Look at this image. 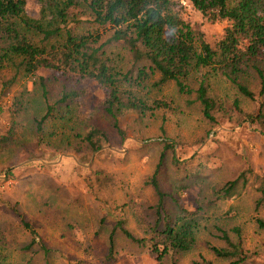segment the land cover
Returning <instances> with one entry per match:
<instances>
[{
  "label": "rangeland",
  "instance_id": "rangeland-1",
  "mask_svg": "<svg viewBox=\"0 0 264 264\" xmlns=\"http://www.w3.org/2000/svg\"><path fill=\"white\" fill-rule=\"evenodd\" d=\"M173 6L215 49L227 23H210L187 1ZM50 7L47 0H27L23 17L47 29L54 25ZM18 26L35 44L43 41L39 32ZM72 31L97 33L101 43L111 33L85 18ZM104 50L122 72L134 66L123 46L108 44ZM24 70L17 58L0 68V264H194L200 257L228 264L211 251L224 246L216 227L232 240L233 229H239L248 257L242 264H264V230L256 224V219L264 221V201L255 211L264 186V130L252 122L264 114V96L258 95L253 68L246 67L237 78L252 99L224 76L209 77L219 105L214 122L204 119L194 97L180 95L173 82L161 87L150 82L138 91L147 106L160 100L167 108L145 114L114 108L112 118L104 110V86L97 81L76 82L67 78L70 74L46 68L30 75ZM74 88L84 91L76 104H54L63 91ZM92 131L100 133L96 152L82 140ZM161 158V190L179 196L182 207L195 214L194 245L160 262L148 245L138 246L116 230L108 254L109 235L120 219L135 238H152L157 197L147 182ZM235 179L230 197L218 194ZM164 208L173 221L181 215L168 198ZM19 215L35 236L22 227Z\"/></svg>",
  "mask_w": 264,
  "mask_h": 264
},
{
  "label": "trees",
  "instance_id": "trees-1",
  "mask_svg": "<svg viewBox=\"0 0 264 264\" xmlns=\"http://www.w3.org/2000/svg\"><path fill=\"white\" fill-rule=\"evenodd\" d=\"M47 1L53 12L54 25L43 29L23 17L27 0H0V68L2 64L17 58L21 59L27 75L46 68L70 74L72 77L67 78L76 82L95 80L104 86L107 94L104 110L112 118L114 108L131 109L141 114L167 108L168 105L160 100L147 106L138 96V91L146 89L150 82L155 87L173 82L180 95L194 97L204 119L214 122L213 113L219 109V105L211 96L209 77L218 74L224 76L241 95L252 99L253 94L237 81L238 76L245 73L246 67L255 70L260 86L258 95L264 96V71L260 69V65H264V0H183L210 23H227L215 49L174 9L173 3L182 0ZM81 18L93 25L108 27L111 31L108 39L101 43L97 33H73L72 25ZM18 22L24 26V30L39 32L43 41L35 44L19 28ZM59 38L61 40H57L56 44L43 45L45 41ZM108 44L121 45L128 50L134 65L129 71L122 72L119 66L111 63L104 50ZM83 93L75 88L65 90L54 104L70 107L81 99ZM54 108L48 106L47 111L53 112ZM252 122L258 123L264 130V114L259 113ZM99 134L92 131L82 138L93 152L98 150ZM161 160L147 182L157 197L152 238L149 241L135 238L124 228V221L120 219L109 235L108 254L113 252L116 230L138 246L148 245L160 262L165 255L186 252L194 245L195 214L182 207L179 196L161 190L157 179ZM238 179L226 183L218 194L230 197ZM259 192L261 197L256 201L255 211L264 201V186ZM166 198L181 214L174 221L164 208ZM19 217L22 227L35 236L30 225L22 216ZM256 224L264 230L263 220L256 219ZM159 226L161 229H158ZM215 232L224 243L223 247H211L215 257L227 260L228 264H242L248 259L238 228L233 229L235 240L219 227L215 228ZM194 264L211 263L200 257Z\"/></svg>",
  "mask_w": 264,
  "mask_h": 264
}]
</instances>
